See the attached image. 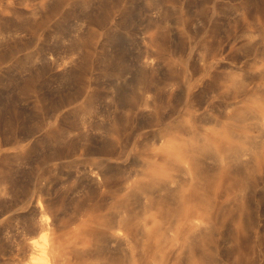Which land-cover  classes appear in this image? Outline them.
<instances>
[{
	"label": "rangeland",
	"instance_id": "rangeland-1",
	"mask_svg": "<svg viewBox=\"0 0 264 264\" xmlns=\"http://www.w3.org/2000/svg\"><path fill=\"white\" fill-rule=\"evenodd\" d=\"M46 215L57 264H264V0H0V264Z\"/></svg>",
	"mask_w": 264,
	"mask_h": 264
},
{
	"label": "bare ground",
	"instance_id": "bare-ground-1",
	"mask_svg": "<svg viewBox=\"0 0 264 264\" xmlns=\"http://www.w3.org/2000/svg\"><path fill=\"white\" fill-rule=\"evenodd\" d=\"M95 180H100V179L98 177H95ZM40 208L43 213L47 214L46 213L47 210L42 203H40ZM45 218L46 219L39 220L38 222V230L41 233H43L44 237L42 240L34 241L30 247V250L35 253L37 251H41L43 253L46 262L39 264H57L58 262L57 240L53 234V228H52V222L50 220V216H47Z\"/></svg>",
	"mask_w": 264,
	"mask_h": 264
}]
</instances>
